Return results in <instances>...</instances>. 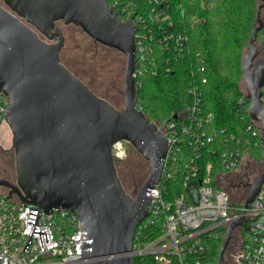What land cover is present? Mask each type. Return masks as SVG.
<instances>
[{"label": "water", "instance_id": "1", "mask_svg": "<svg viewBox=\"0 0 264 264\" xmlns=\"http://www.w3.org/2000/svg\"><path fill=\"white\" fill-rule=\"evenodd\" d=\"M0 4V91L9 104L5 121L14 134L18 180L0 179L24 202L39 209L76 214L89 240L79 264H133L139 224L149 216L151 189L162 180L168 140L138 108L135 26L123 21L109 0H4ZM258 5L257 26L243 56L242 80L251 99L249 114L264 133V58L257 45L264 28ZM75 23L95 42L126 57L125 106L118 109L92 91L61 60L65 36L58 22ZM55 44L40 39L36 29ZM177 117V114L175 115ZM129 142L151 165L137 197L127 194L118 175L113 144ZM264 143V135L262 137ZM264 169L250 184L244 207L259 194ZM226 228L217 264H224L234 230Z\"/></svg>", "mask_w": 264, "mask_h": 264}, {"label": "built area", "instance_id": "2", "mask_svg": "<svg viewBox=\"0 0 264 264\" xmlns=\"http://www.w3.org/2000/svg\"><path fill=\"white\" fill-rule=\"evenodd\" d=\"M109 3L123 21L132 20L135 26L137 89L142 87L143 76L158 74L159 50L173 51L178 56L190 51L185 21L195 25L200 19L187 18L186 5H174L172 0H109ZM176 15L180 17L177 20ZM197 63L200 67L188 88L192 102L173 120L156 123L168 140V150L162 180L150 192L149 216L138 228L155 225L161 231L146 240V236L137 234V229L131 255L133 260L139 259L136 264H214L208 241L217 237V228H227L244 216L233 232L235 252L231 263L226 259V264H264V184L247 208L244 205L249 193L243 197L236 186L229 185L234 172L237 174L252 161H258L247 146L253 142L256 148L264 149L263 125L249 114L251 99L246 89L237 102V111L242 120L248 114L246 131L254 140L215 126L213 113L205 117L203 85L207 79H201L199 73L205 71L206 65L199 53ZM171 69L172 66L168 68ZM261 100L264 102V87ZM8 104V98L0 91V125L5 122ZM126 142L122 139L113 144L115 160L127 157ZM205 150L211 153L206 162ZM180 176H184V189L179 195L165 199L166 185L162 181L177 180ZM8 192H0V264L82 262L89 240L76 214L61 208L45 211L35 203L22 201L16 194L10 197Z\"/></svg>", "mask_w": 264, "mask_h": 264}, {"label": "trees", "instance_id": "3", "mask_svg": "<svg viewBox=\"0 0 264 264\" xmlns=\"http://www.w3.org/2000/svg\"><path fill=\"white\" fill-rule=\"evenodd\" d=\"M172 2L174 5L180 3L186 5L187 18L196 16L200 22L190 25L185 21L186 31L190 37L188 47L190 51L186 54L178 56L173 51H158L161 68L158 74L145 75L140 79L142 87L138 89V108L144 111L150 122L157 124L171 121L175 114L181 113L185 105L193 100L188 88L195 80L200 67L197 63L199 53L206 65L205 71L199 73L201 79H207L203 85L205 117L213 113L215 126L225 127L229 132L254 140L246 131V124L250 122V118L248 114L244 120L240 118L237 102L244 96L239 81L242 77L244 48L249 45V39L257 24L258 0H172ZM178 18L180 17L176 15L175 19ZM257 42L261 44V56L264 58V28L259 30ZM170 66L172 69L168 70ZM256 139L260 141V138ZM126 146L129 152L132 145L126 142ZM247 147L252 157L259 161L263 159L262 147L256 148L253 142ZM210 158L211 153L205 150L203 161L206 162ZM117 162L120 160H116ZM176 179L162 181L166 185L165 199L169 200L179 195L184 189V176ZM126 192L131 194L127 190ZM216 230L217 237L208 241V251L214 264H217L226 235L224 226ZM160 231V226L152 225L149 228H138L137 234L140 233L141 236H146V240L147 238L150 240ZM232 243L233 241L227 251L234 247ZM226 259L227 257L224 264L227 263ZM138 260L134 258L133 264Z\"/></svg>", "mask_w": 264, "mask_h": 264}, {"label": "rangeland", "instance_id": "4", "mask_svg": "<svg viewBox=\"0 0 264 264\" xmlns=\"http://www.w3.org/2000/svg\"><path fill=\"white\" fill-rule=\"evenodd\" d=\"M0 4L6 5L4 0ZM264 5V0H258V5ZM211 6V4H210ZM261 16L264 20V6ZM65 36V46L61 51V61L93 91L110 101L115 107L123 109L124 98V77L126 67L125 55L117 49L108 47L101 43H96L83 29L75 23L66 24L64 21L58 22ZM258 24H256L257 26ZM35 28V27H34ZM36 29V28H35ZM41 40L49 44L58 42V38L50 39L38 29ZM259 48L261 44L257 42ZM248 51V46L244 48V54ZM259 58H262L260 55ZM240 88L246 92L245 81L240 79ZM14 134L7 122L0 125V178L11 181L18 180L16 168V152L13 147ZM264 154V152H263ZM118 174L121 177L123 186L128 192L133 193L134 184L140 187L148 179L151 172L149 161L140 154L137 149L131 146L127 157L116 163ZM264 169V156L262 160L252 161L249 167H244V171H249L250 176H255ZM236 172L233 173L235 176ZM241 173H238V177ZM17 183V182H16ZM0 192H8V188L0 186ZM138 190V191H139ZM233 245V243H232ZM235 248L231 247L227 251V259L231 258ZM225 257V258H226Z\"/></svg>", "mask_w": 264, "mask_h": 264}, {"label": "flooded vegetation", "instance_id": "5", "mask_svg": "<svg viewBox=\"0 0 264 264\" xmlns=\"http://www.w3.org/2000/svg\"><path fill=\"white\" fill-rule=\"evenodd\" d=\"M2 5V4H1ZM4 7H7V5H2ZM8 8V7H7ZM77 75V74H76ZM82 79V78H81ZM85 83V82H84ZM86 84V83H85ZM87 85V84H86ZM88 86V85H87ZM89 87V86H88ZM90 88V87H89ZM91 89V88H90ZM93 91V89H92ZM96 93V91H93ZM97 94V93H96ZM99 95V94H97ZM100 96V95H99ZM102 97V96H100ZM103 98V97H102ZM105 99V98H104ZM107 100V99H105ZM108 101V100H107ZM109 102V101H108ZM111 103V102H110ZM113 105V104H112ZM114 106V105H113ZM117 108V107H116ZM119 109V108H118ZM261 170L254 176H250V173L249 171H241V172H238V173H241L238 177V173L232 178L231 182L229 185L231 186H236L239 191L241 192L242 196L244 197L247 193H249V190H250V184L253 183L258 177L259 175L261 174ZM0 179H6V178H0ZM11 181V180H10ZM14 183H16L17 181H12ZM5 187V186H4ZM1 188V187H0ZM9 190V189H8ZM138 186L136 184H134V188H133V193L131 194H128L130 195L131 197L135 198L137 197V194H138Z\"/></svg>", "mask_w": 264, "mask_h": 264}]
</instances>
